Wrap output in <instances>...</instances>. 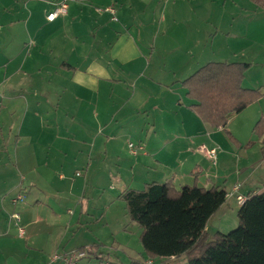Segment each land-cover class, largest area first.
I'll use <instances>...</instances> for the list:
<instances>
[{
  "label": "crops",
  "instance_id": "0c3cea01",
  "mask_svg": "<svg viewBox=\"0 0 264 264\" xmlns=\"http://www.w3.org/2000/svg\"><path fill=\"white\" fill-rule=\"evenodd\" d=\"M59 2L0 0V26L4 30H0V87L9 91L4 96L0 92V264L53 263L49 256L54 252L83 246L93 250L87 241L74 243L76 237L85 239L89 231L96 235L109 228L108 213L114 202L104 204L91 216L82 217L79 212L66 218L55 213L59 206L51 204L49 197L59 204L64 203L63 197H58L60 191L53 190L56 183L48 181L50 175L45 174L55 163L41 157L47 158L52 151L49 147L55 145L60 155L75 160L85 145L69 147L71 137L86 139L80 142L97 150L115 145V138L128 134L133 123L131 135L144 141L140 154L135 155L142 154L137 170L157 165L164 171L161 180L176 188L198 186L199 176L205 179L199 187L224 188L225 202L208 219L205 230L209 223L215 232L235 228L240 207L236 195L246 198L262 191L264 185L259 190L247 179L242 186L235 182L228 188L225 183H214L215 176L209 172L202 174V165L196 163L189 147L183 150L182 146L209 141L216 135L214 131L226 132L234 114L229 115L225 127L211 131L212 127L189 107L194 101L187 97L182 82L210 61L245 62L249 67L242 85L253 88L247 75L253 64L263 60L264 65V11L250 0H70L66 13L60 14L64 18L45 24L43 16ZM110 7L116 10V20L107 11ZM60 15L45 20L51 23ZM28 40L32 47L25 52ZM30 75L36 81H31L30 89H23ZM29 95L33 102H24ZM256 103L241 111L248 109L252 126L264 115ZM59 106L67 113L59 116ZM76 116L82 127L76 124ZM226 134L232 145L243 148L241 140L228 131ZM257 139L264 150V134ZM252 143L250 140L245 145ZM20 173L23 175L17 180ZM150 182L163 183L145 181L143 187ZM83 183L90 186L88 180ZM237 184L236 193L228 195ZM80 190L84 194L82 182L73 185L65 204L69 205ZM125 190L115 198L121 199ZM19 192L26 194V200L14 205L11 199ZM14 209L24 226L22 237L9 217ZM111 213L117 217L116 210ZM74 226H78L75 234L71 230ZM95 251V255L86 254L81 264L101 260L103 250Z\"/></svg>",
  "mask_w": 264,
  "mask_h": 264
},
{
  "label": "trees",
  "instance_id": "16d2710c",
  "mask_svg": "<svg viewBox=\"0 0 264 264\" xmlns=\"http://www.w3.org/2000/svg\"><path fill=\"white\" fill-rule=\"evenodd\" d=\"M250 1L264 11V0ZM248 67L245 62L227 61L199 67L182 82L187 97L194 101L189 107L212 128L225 127L230 114L241 112L263 95L259 88L242 85ZM252 132L258 137L264 134V115ZM120 197L130 220L141 227L142 249L153 260L186 256L188 264H264V189L247 195L236 212L235 228L216 231L213 237L205 227L225 202L224 188H176L171 182H150L142 189H127ZM77 250L97 254L96 248Z\"/></svg>",
  "mask_w": 264,
  "mask_h": 264
},
{
  "label": "rangeland",
  "instance_id": "374dc122",
  "mask_svg": "<svg viewBox=\"0 0 264 264\" xmlns=\"http://www.w3.org/2000/svg\"><path fill=\"white\" fill-rule=\"evenodd\" d=\"M215 2L219 6V1ZM62 16L64 15H60L57 20L51 23H48L47 20H45L46 17L43 16L44 23L55 24L58 20L64 18ZM48 28L49 27H47V29ZM0 30L4 31L1 29V26ZM30 45L31 44L28 40L26 46L24 45L25 52L30 49ZM245 60L251 62L254 61L253 63H255V61L257 62L255 58H245ZM1 62L2 59L0 58V63ZM262 63L263 60H261L260 64H253L247 75V83L253 88H259L263 92V95L258 99L259 101L257 100L253 102H257L255 107H258L260 111H264V71L262 69L264 65ZM33 79L35 83L36 79L33 75H30V77L25 80L26 84L24 85L23 89H30V84ZM244 85L247 87V84ZM18 91L19 89L16 88V92ZM0 92L2 93L1 96L9 93L8 89L4 88L3 86L0 87ZM26 93L27 92L24 90V94ZM175 95V93L172 94V99H174ZM184 99L186 101L188 100L185 97ZM25 101L33 102V98L31 95H29L26 100L24 99V102ZM63 112L65 114L67 113L62 106H59L57 108V114L61 116ZM93 112L94 110L91 108L90 113L92 114ZM247 112L248 109L239 114H234V117L229 118L230 123L227 130L229 133H232L237 139L244 143L242 149H239L230 143L229 137L226 134L227 131H214L216 135H213L209 141L199 142L198 144H193V146L185 144L182 147L183 150H186L189 147L188 151L193 154V158L195 159L196 163L201 164L203 167L202 174L204 172H209L211 175L215 176L214 183H219L222 186L223 183H225L227 187L230 188L235 182H239L238 184L242 186L243 181L252 179L254 184L258 185L257 189L261 190L263 189L262 187L264 185V150L261 148L263 144L257 139L259 137L252 132L254 125L252 126V119L246 115ZM75 121L76 124L82 127V125L78 123L81 121L78 116L75 117ZM133 126L134 123L132 124V129L129 130L128 134H126L124 137L115 138V145H110L107 147L101 146L97 150L92 144L90 146L89 143L80 142L81 140L85 141L86 139L71 137L69 139V147L76 146L77 143H82L85 145V148L81 150L79 157H77L75 160L70 155H60V149H56L55 145L49 147V149L52 151L50 152V155H47V158L45 156L41 157L50 161V164H52V162L55 163L51 168L45 170V174L50 175L48 181L56 183L53 186V190L56 191V189H58L60 191L58 197H63L62 202L64 203L59 204V202H56L53 200V198L48 196L51 204H56V206H59L58 208H54V206L51 205L53 206L55 213L64 214L66 218H71L74 215L78 216L79 212H81L82 217L87 216L86 214L91 216L100 209H103L104 204L111 203V201L114 202L108 213L109 228L104 230L103 233L96 235H94L92 231H89L85 239H80L79 235L76 237L74 243L78 241H87L93 249L96 248L103 250L101 261L97 259H90V263L83 262V264H131L132 260L130 256L134 257V260L137 259L138 261L147 257L146 253L142 249L140 241V231L142 230L141 227L135 222H133V225H130L129 222L132 221L130 220L126 210L125 202L121 199H116L115 197L118 192L127 188H142L145 181L149 182L156 180L163 182L164 180H161L163 176L161 175L164 173V171L161 172L159 166L154 164H151V168H143L141 171L137 170L136 165L140 166L137 164V162L142 154L139 156L132 155L130 148L128 147V143L131 142L134 144L135 148H138V145L140 144L142 146L144 141H139V136L136 137L131 135ZM236 127L240 130H238ZM214 129L211 128L210 130L212 131ZM176 131L180 132L178 126ZM250 140L254 143L245 145V143ZM201 144H204L207 148L216 149L215 163L207 158L204 153L198 150V147ZM172 146L173 150L177 148L175 142L172 143ZM89 148L91 150H88ZM52 152H55V154H52ZM239 172H242V174ZM21 175L23 174L20 173V175L16 177L17 180L19 177H21ZM247 175L249 176L247 177ZM84 180H88L90 186H86V184L83 183ZM198 180V186L204 185L205 179H202V176H199ZM81 182L85 189L84 194H81V190L79 194L74 193L71 197L70 204H65L68 201L69 190L73 185L77 186ZM26 184L27 181H24V185ZM48 191L52 192L50 188ZM17 194L22 196V200L19 202L24 203L26 200L24 199V196H26V194L23 195L22 192ZM44 206L46 207V205ZM111 210H116L117 217L113 216ZM12 211L15 212H12L9 217L15 226L11 215L18 212H16L17 210L15 209ZM77 227L78 226H74L71 228V230H74L72 232L73 234L76 233L78 229ZM83 230L87 231L85 228H83ZM214 230L215 229L211 226V223H209V227L207 229L209 234L212 235V233L215 232ZM52 254L53 253H51V255ZM153 262L154 264H188L186 256H182L179 261L174 259H169L166 261L154 259ZM42 264L59 263H51L47 261L43 262Z\"/></svg>",
  "mask_w": 264,
  "mask_h": 264
},
{
  "label": "built area",
  "instance_id": "2783aa9c",
  "mask_svg": "<svg viewBox=\"0 0 264 264\" xmlns=\"http://www.w3.org/2000/svg\"><path fill=\"white\" fill-rule=\"evenodd\" d=\"M70 0H61L55 8L49 12L46 15L47 20L51 21L54 18H56L60 14L66 13L67 10V4ZM107 11L110 12L111 17L113 20H116V10L113 7L107 8ZM128 147L130 148V151L132 155H136L141 149L142 146L138 145V148H135L134 144L129 142ZM199 150L205 154L207 158L212 160L213 163H215L216 159V149L215 148H207L206 146L202 145L200 146ZM238 190V185H234L232 192L228 195H232L233 193H236ZM236 200L239 205H241L245 201V197L242 195H236ZM22 200V196L20 194H17L14 198L11 199V202L13 204H16L18 201ZM11 217L14 220V224L17 227L18 235L22 237L24 235V227L21 223V217L19 213H13ZM86 257V251L85 250H73L69 252H54L51 257L50 261L57 262L59 264H81V260ZM107 264V263H106ZM143 264H154L153 260L150 258H147L144 260Z\"/></svg>",
  "mask_w": 264,
  "mask_h": 264
},
{
  "label": "water",
  "instance_id": "95a60500",
  "mask_svg": "<svg viewBox=\"0 0 264 264\" xmlns=\"http://www.w3.org/2000/svg\"><path fill=\"white\" fill-rule=\"evenodd\" d=\"M131 264H139L138 262H132Z\"/></svg>",
  "mask_w": 264,
  "mask_h": 264
}]
</instances>
